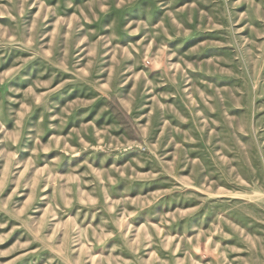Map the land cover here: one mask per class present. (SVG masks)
I'll return each mask as SVG.
<instances>
[{"label":"rangeland","instance_id":"1","mask_svg":"<svg viewBox=\"0 0 264 264\" xmlns=\"http://www.w3.org/2000/svg\"><path fill=\"white\" fill-rule=\"evenodd\" d=\"M0 264H264V0H0Z\"/></svg>","mask_w":264,"mask_h":264}]
</instances>
